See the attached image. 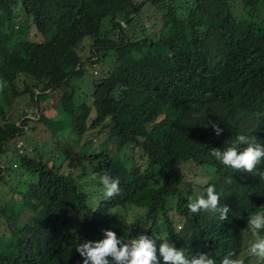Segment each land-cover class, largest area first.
<instances>
[{
  "label": "trees",
  "instance_id": "trees-1",
  "mask_svg": "<svg viewBox=\"0 0 264 264\" xmlns=\"http://www.w3.org/2000/svg\"><path fill=\"white\" fill-rule=\"evenodd\" d=\"M262 6L264 0H0V107H21L0 111L18 120L0 132V264H83L75 248L104 239L106 230L124 243L153 236L160 264L161 237L189 258L203 253L220 264L234 252L253 264L242 243L249 215L264 211V177L225 167L211 152L240 134L264 145ZM146 20L154 29L146 30ZM48 96L53 102L41 104ZM38 125L43 134L33 132L34 139L26 129ZM48 130L54 153L45 148ZM92 130L105 135L77 154L78 172L61 170L62 141ZM132 144L141 152L130 153ZM185 166L198 170L196 188L185 185ZM86 170L98 185L104 174L119 179L120 193L106 200L100 187L86 191ZM256 172L264 173V161ZM210 185L230 209L227 220L188 210ZM11 193L21 197L16 208ZM28 201L33 212L24 209Z\"/></svg>",
  "mask_w": 264,
  "mask_h": 264
},
{
  "label": "clouds",
  "instance_id": "clouds-1",
  "mask_svg": "<svg viewBox=\"0 0 264 264\" xmlns=\"http://www.w3.org/2000/svg\"><path fill=\"white\" fill-rule=\"evenodd\" d=\"M211 126L215 130V134L219 136L222 129L215 123H212ZM241 145L245 147L240 150ZM211 155L225 167L234 169L238 173L258 174L264 177V173L256 172L257 166L261 161H264V145L257 143L254 136L237 135L231 146L223 151L213 149ZM75 163L76 160L72 167L78 172ZM62 167L61 170H63ZM195 172L198 176V170ZM99 182L106 200L112 199L121 191L119 179L108 174L101 176ZM187 207L192 214H198L201 211L219 213L221 221L227 220L230 212L228 206L220 205V195L211 185L206 188V198L204 196L197 197L191 200ZM245 231L249 232L250 238L248 236L244 239L242 249L246 248L247 243L250 245L247 252L243 253L244 256H248L250 259L256 257L258 261L264 260V211H257L249 215ZM104 235L105 238L98 242L85 241L75 248L76 252L83 257V264H111V262H115V264H160L157 255V239L153 236L141 234L131 239L130 243H124L117 238L114 231L106 230ZM159 240L162 242L159 244L158 252L159 257H162L163 264H216L215 259L208 254L202 253L189 258L183 249L178 250L174 245H171L167 237H161ZM234 256V252H229L222 258L220 264H244L243 259L233 258Z\"/></svg>",
  "mask_w": 264,
  "mask_h": 264
},
{
  "label": "rangeland",
  "instance_id": "rangeland-1",
  "mask_svg": "<svg viewBox=\"0 0 264 264\" xmlns=\"http://www.w3.org/2000/svg\"><path fill=\"white\" fill-rule=\"evenodd\" d=\"M262 7L264 9V6H262ZM144 11H146V14L148 12L149 15H153L152 10L146 9ZM146 14L143 13V19H145V15ZM136 19H137V17H135V20ZM120 21H121L122 24L125 23V22H123V20H120ZM135 25L136 24H134V26ZM144 25L146 26V30L147 31H149L151 29H154V27L150 25V22L148 20L145 21ZM128 29H131V26H129ZM86 41H88V40L86 39ZM49 46H50L52 52H58L59 48L61 47V44H60V42L58 40H56L55 38H52L50 40V42H49ZM86 51H85V49L82 50V52H81L82 56H84V54L87 53ZM114 55H115V51L114 50H111L110 51V54L108 56V59L105 62L106 65H110L112 59L114 58ZM86 63H87L86 64V67L88 66L89 68H93L92 66H90V63H88L87 61H86ZM101 65H102V63L98 60L96 62L95 67L98 69V67L101 66ZM88 67H87V70L89 71V68ZM97 72H99V71L96 70V72L94 74L91 72V75H97ZM0 98H1L2 102H6V99H5L4 96L3 97H0ZM14 101H16V97H14ZM43 102H45L47 104H51L53 102V99L50 96H48L45 100H42L41 101V104ZM8 104L10 105L12 103H9L8 102ZM11 107L18 108L19 110H21V107L19 105H17L16 102H14ZM11 107H9V106H5L4 108L0 107V111L3 112V109L4 110H7V109H9ZM51 109H53L52 106L49 107V110H51ZM27 115H29V114H27ZM12 120H15V121L12 122ZM0 122L3 125V127H0V132H2L4 130L7 131V130H9V126H11V124H15L17 122V118L11 117V116H8V117H5V118H1L0 117ZM39 127H40V125H38L36 128L35 127L34 128H28V129H26V131L27 132H30L31 137L34 138V139H36L35 135H32L33 132H35V134H36L37 131H39L41 134H43ZM75 134L76 133H70L69 134V136H71V138L73 140H75V141H68V140H65V139H64V141H62V143L63 142H65V143L68 142L66 144L68 146V148H67L68 151L66 150L68 157H67V160H66V162H64V165L62 167L63 170H67V169H70L72 167V165L74 164V162L76 160L77 154H81L84 150L95 149L96 146H98L97 145V142L104 137L105 131H101V132L98 133L95 130H92L91 132H86L84 135L81 134L80 137H77ZM32 138H31V140H32ZM56 144H57L56 143V137L55 136H52L50 134V132H49L48 133V136L46 138V146H45L46 150H49L50 153H54V151H56L58 149V147L55 146ZM84 146H87V147L84 149ZM127 148H128V151L130 153L141 152L140 147L139 146H136L135 144H132L130 147H127ZM56 160L57 159H55L54 161H56ZM78 165L79 166L83 165V161H81ZM185 169H188L186 171V175H188L187 176V179H186L187 184H185V185L196 188V185L194 184V182L201 180V178H200L199 175L198 176L193 175V173H194V171L196 169L195 168H189L188 166H185ZM14 170L15 171H18L17 168L14 169ZM21 172H24V170L21 171ZM95 179H96L95 173H93L91 171H88V170H86L83 173V175L81 177V181L83 182L84 188L86 189V191L94 192V190L97 187H100L101 188L100 190H103V188H102L101 185H98L97 183H95ZM8 197H10V200L15 199V200H12V204H13V207L16 208L18 206V204H19V202H18L19 201V198H21V197H19L18 195L14 194V193H11L10 195H8ZM92 199L95 200V199H97V197H92ZM27 206L32 207V204L29 201L26 202V207L24 209L29 210L30 212H33V210L31 208L27 207ZM174 221H175V224H176L175 225L176 228H178V225L181 224V222L179 221V219H178L177 216L174 217ZM130 227L133 228L132 224H130ZM141 232H142V230H141ZM249 238H250V236H249ZM249 245H250V243H247V246L243 250V253L247 252V249H248ZM249 260H250V263H253V264H255L258 261L256 259V257H253V259H249ZM263 264H264V262H263Z\"/></svg>",
  "mask_w": 264,
  "mask_h": 264
}]
</instances>
